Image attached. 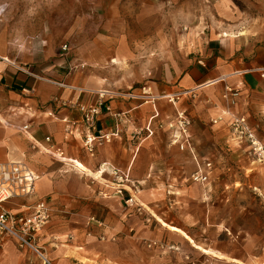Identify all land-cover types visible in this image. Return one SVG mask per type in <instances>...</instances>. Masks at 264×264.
I'll use <instances>...</instances> for the list:
<instances>
[{
  "label": "crops",
  "instance_id": "crops-1",
  "mask_svg": "<svg viewBox=\"0 0 264 264\" xmlns=\"http://www.w3.org/2000/svg\"><path fill=\"white\" fill-rule=\"evenodd\" d=\"M15 49L8 43L0 47V163L21 162L36 178L31 194L2 207L19 214L38 200L47 202L51 220L37 239L54 264H150L160 259L134 250L144 232L155 230L126 200L133 196L142 208L138 194L148 191H137V185L150 180H163L165 195L177 191L174 181L185 179L180 175L185 162L193 164L194 172L212 164L218 150H228L234 163L249 171L244 174L264 180V164L251 168L247 142L231 131L228 116L219 118L224 110L249 117L252 110L264 109V44L244 45L234 34L199 35L186 67L160 74L145 68L138 78L121 76L115 65L94 69L89 62L58 56L41 69L35 51ZM142 86L158 97L150 103L125 96L109 99L110 109L100 110L92 126L84 122L79 105L93 107L98 90L138 93ZM225 87L239 94L234 107L221 99ZM174 94H179L177 103L165 97ZM178 110L191 118L188 147L182 139L174 141L177 130L171 123ZM87 136L96 137L92 152L84 145ZM46 137L63 160L42 150ZM161 230L178 233L168 224ZM153 243L159 241L147 246ZM0 264L42 263L8 239L0 242Z\"/></svg>",
  "mask_w": 264,
  "mask_h": 264
},
{
  "label": "rangeland",
  "instance_id": "rangeland-1",
  "mask_svg": "<svg viewBox=\"0 0 264 264\" xmlns=\"http://www.w3.org/2000/svg\"><path fill=\"white\" fill-rule=\"evenodd\" d=\"M225 31L244 45H263L264 0H0V47L35 51L41 69L58 56L94 69L115 65L124 77H141L150 67L160 74L186 67L199 35ZM225 91L221 99L234 107L239 94L232 96V89L227 99ZM232 114L224 110L219 118L228 116L230 123ZM235 116L251 120L250 128L264 138V109ZM214 159L204 183L190 179L195 167L185 162V179L174 181L177 191L165 195L163 180L137 185L148 191L138 194L144 206L137 216L155 232H144L131 248L160 256L150 264H264V180L244 174L228 150H218ZM246 161L252 169L264 164L251 153ZM162 222L181 231H162ZM151 240L159 243L148 247Z\"/></svg>",
  "mask_w": 264,
  "mask_h": 264
},
{
  "label": "built area",
  "instance_id": "built-area-1",
  "mask_svg": "<svg viewBox=\"0 0 264 264\" xmlns=\"http://www.w3.org/2000/svg\"><path fill=\"white\" fill-rule=\"evenodd\" d=\"M68 50L67 45L61 47V51L66 52ZM2 58L0 57V60ZM228 92L231 89L226 87L224 97L229 99L231 97ZM232 96L236 95V92H231ZM179 94L165 96L171 102H175L178 99ZM229 95V96H228ZM127 99L139 100L142 103L153 102L158 96L153 94L149 86H142L138 93L127 92L121 93L119 91L100 89L97 91L96 104L93 107H86L83 104L79 105V109L82 112L84 122L88 126H92L97 116L100 114V110H109L110 106L107 104L109 99L115 97H123ZM230 101H233L232 99ZM175 126L177 133L174 135V141L182 139L183 144L187 147L188 134L187 127L190 125L189 118L183 111L178 110L176 113L175 121L172 122ZM171 125V126H172ZM231 131L238 137L239 140L247 142L250 148L251 154L258 162H264V145L257 137L255 132L247 124L243 116L231 115L230 120ZM21 130L27 133L28 126L23 125ZM96 137L87 136L84 140V145L92 152L91 142ZM48 144L41 146L45 153L52 154L53 156L64 159L60 152L55 151L53 145L50 143V138H45ZM211 164L206 163L204 169L198 168L190 175V179L194 182L204 183L208 179L209 172L211 170ZM35 174L29 170L21 162H8L0 163V242L4 240L14 241L18 247L23 250L32 252L36 256H39L42 264H54V262L47 257L43 248L38 244L37 234L40 232L51 220V208L44 200H38L32 204L28 211L25 213H13L2 207V204L14 197L25 196L31 194L34 189ZM126 202L137 206V209L141 208L133 196L127 198ZM98 223V222H97Z\"/></svg>",
  "mask_w": 264,
  "mask_h": 264
},
{
  "label": "bare ground",
  "instance_id": "bare-ground-1",
  "mask_svg": "<svg viewBox=\"0 0 264 264\" xmlns=\"http://www.w3.org/2000/svg\"><path fill=\"white\" fill-rule=\"evenodd\" d=\"M224 36H228L229 35V33L227 32V31H225V32H223L222 33ZM76 165H79V166H81V164L80 163H78V162H74ZM163 224H166L165 222H162ZM170 226V229L171 230H174V231H178V232H180L181 231V229H179L178 227H176V226H174V225H169ZM185 236H187L186 234H185Z\"/></svg>",
  "mask_w": 264,
  "mask_h": 264
}]
</instances>
